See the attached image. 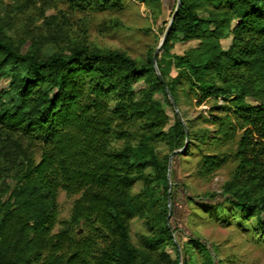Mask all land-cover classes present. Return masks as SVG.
I'll list each match as a JSON object with an SVG mask.
<instances>
[{
	"label": "trees",
	"instance_id": "trees-1",
	"mask_svg": "<svg viewBox=\"0 0 264 264\" xmlns=\"http://www.w3.org/2000/svg\"><path fill=\"white\" fill-rule=\"evenodd\" d=\"M172 14L159 74L151 52L136 59L86 43L46 52L33 37L25 46L0 16V81L8 78L0 89V264H199L197 255L216 264L192 235L179 259L167 221L170 153L198 155L200 178L231 163L219 193L190 202L264 242V0H175ZM191 40L170 52L174 41ZM159 92L180 112L169 125ZM202 104L207 113L193 118L181 107ZM60 191L75 196L65 220ZM134 217L145 226L137 242Z\"/></svg>",
	"mask_w": 264,
	"mask_h": 264
},
{
	"label": "rangeland",
	"instance_id": "rangeland-1",
	"mask_svg": "<svg viewBox=\"0 0 264 264\" xmlns=\"http://www.w3.org/2000/svg\"><path fill=\"white\" fill-rule=\"evenodd\" d=\"M72 0H0V16L10 17L12 33L28 43L33 37L45 43L46 52L52 49L65 48L71 43H86L90 46L123 50L133 58H143L146 54L156 52L164 32L169 24L175 0H159L149 3L142 0H121L119 6L109 4L99 9L91 2L83 9L72 6ZM7 18V17H6ZM197 43L195 40L182 42L174 41L171 53H183ZM222 46L227 47L230 36L221 40ZM155 56V58H156ZM156 64V63H155ZM171 74H175L172 71ZM139 82L135 87H141ZM8 86V78L0 81V89ZM155 98L163 103L168 117V125L173 121L176 109L168 104L162 93H156ZM170 99V98H169ZM187 116L193 118L199 112L206 114L208 104L201 106H181ZM178 112L179 109L177 108ZM180 113V112H179ZM202 126V125H199ZM25 147L29 152L32 147ZM161 153H166L160 147ZM179 151L181 149H178ZM198 155L168 156L169 186L172 196L167 199V221L173 228V240L182 258L183 246L190 237L198 236L212 252L216 264H264V242L262 234L251 229L245 230L235 223H219L195 208L190 198H202L206 192H217L228 179L233 165L227 164L210 178H200L195 174ZM140 189L138 183L134 191ZM1 192L4 193L3 189ZM6 194H0V199ZM75 196H69L60 191L57 196L59 220L68 219ZM60 225H57L58 228ZM82 232V229L79 230ZM145 232L142 219L134 217L131 221V237L139 241ZM214 250V251H213ZM166 251L174 257L171 245ZM198 262L201 264L200 258Z\"/></svg>",
	"mask_w": 264,
	"mask_h": 264
},
{
	"label": "water",
	"instance_id": "water-1",
	"mask_svg": "<svg viewBox=\"0 0 264 264\" xmlns=\"http://www.w3.org/2000/svg\"><path fill=\"white\" fill-rule=\"evenodd\" d=\"M173 15L174 14H172V16H171V18H170V21H169V24H168V26H167V28H166V30H165V32H164V35H163V37H162V40H161V42H160V44H159V46H158V48L156 49V52L161 48V46H162V44H163V42H164V40H165V38H166V35H167V32H168V29H169V27H170V24H171V21H172V18H173ZM155 56H156V53L155 54H153V65H154V68H155V70H156V72L158 73V69H157V66H156V64H155ZM159 74V73H158ZM160 79H161V76H160ZM162 80V79H161ZM169 94V93H168ZM171 98V97H170ZM171 101H172V99H171ZM172 103H173V101H172ZM173 106H174V108L176 109V112L178 113V115H179V112H178V110H177V106L173 103ZM179 117H180V115H179ZM181 118V117H180ZM179 151V150H178Z\"/></svg>",
	"mask_w": 264,
	"mask_h": 264
}]
</instances>
